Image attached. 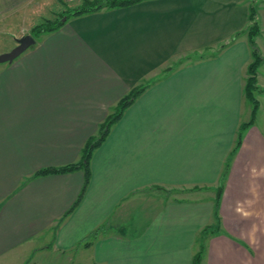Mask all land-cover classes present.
<instances>
[{
  "label": "crops",
  "instance_id": "1",
  "mask_svg": "<svg viewBox=\"0 0 264 264\" xmlns=\"http://www.w3.org/2000/svg\"><path fill=\"white\" fill-rule=\"evenodd\" d=\"M3 1L0 19L17 26L22 7ZM249 1L143 0L75 15L0 68V264H192L215 219V192L152 207L139 192L213 190L225 168L222 230L206 236L202 264H245L248 246L231 236L238 231L228 219L242 203L264 220V0L256 6L259 106L230 154L251 111ZM143 82L93 150L87 186L67 213L82 170L35 172L79 161L120 98ZM104 223L108 233L85 246Z\"/></svg>",
  "mask_w": 264,
  "mask_h": 264
},
{
  "label": "trees",
  "instance_id": "2",
  "mask_svg": "<svg viewBox=\"0 0 264 264\" xmlns=\"http://www.w3.org/2000/svg\"><path fill=\"white\" fill-rule=\"evenodd\" d=\"M143 0H84L80 6L76 8L69 9L63 14V17L59 20H49L45 19L43 22L36 24L30 29V34L37 38L39 35L47 32H51L60 26H62L67 19L75 15H81L89 12L98 11L101 9H109L114 7H123L132 5ZM259 0H250L248 6V23L242 32H245L247 35L248 44L250 46V54L251 60L246 67V78L244 81V95L251 103V111H250V118L246 122H241L237 128L236 133V142L235 146L230 152L233 154L236 149L239 147L242 141L243 133L247 129L249 125H251L256 117V112L259 106V102L254 95V91H260L259 86L257 84V70L258 67L262 63V55L258 49V46L255 42V37L258 35L260 31L259 23L257 20V12L256 6ZM240 33H235L232 38L227 39L221 42L218 46V49H222L225 45L231 43ZM171 68H167L166 71H169ZM148 85V82L140 83L139 85L132 88L126 95H124L118 101L114 111L107 117L105 122L100 126L99 135L96 137H91L85 143L80 160L74 163L65 164L62 166L56 167H45L37 170L35 175H43L48 173H63L68 172L76 169H81L83 172V185L82 188L74 202V204L68 209L67 213L71 212L73 208L78 204L80 201L84 190L87 186L90 177V158L92 155L93 150L103 141L105 135L107 134L110 126L120 117L123 110L134 100V98L145 89ZM227 169L225 168L221 174V180L217 187L215 188V197H214V218L217 222H220L219 217V204L220 199L223 193V178L226 175ZM220 232V224L217 223V226H213L212 224H208L205 226L198 238L199 247L198 250L194 253L192 257V264H202V259L205 254V238L210 234H217ZM108 233V226L107 223L101 224L94 228L84 239L83 244L85 246H89L94 240H96L101 235H105ZM25 264H36L32 263H25ZM97 264V263H93Z\"/></svg>",
  "mask_w": 264,
  "mask_h": 264
},
{
  "label": "rangeland",
  "instance_id": "3",
  "mask_svg": "<svg viewBox=\"0 0 264 264\" xmlns=\"http://www.w3.org/2000/svg\"><path fill=\"white\" fill-rule=\"evenodd\" d=\"M3 1V0H2ZM24 1V2H23ZM56 1L61 4L56 6ZM84 0H30L28 3L25 0H4L1 2L2 4L13 5L16 3L18 6L22 7V17L25 16L24 20H19L17 26L14 25V21L7 16L6 20L0 19V28L2 30L6 27L9 32H12L17 37L22 36V34H30V29L43 22L45 19L49 20H59L63 17V14L66 13L67 10L76 8L80 6ZM261 0L258 1V3ZM27 6H22L23 3ZM257 3V4H258ZM24 10H26L25 13ZM10 18V19H9ZM5 20L7 22H5ZM11 22V25L7 26L8 23ZM16 24V23H15ZM8 27V28H7ZM16 28V29H14ZM1 31V29H0ZM20 35V36H18ZM12 38H11V37ZM9 35H0V50L4 49L0 52L9 51L12 47L16 45V41L13 39L14 36L12 34ZM42 35H39L35 38L36 41L40 40ZM31 45L29 48L35 45ZM17 59V58H15ZM7 63L11 62H3L0 63V68L7 66ZM260 89V88H259ZM213 190H196V189H166V188H154L150 187L144 189L139 192L141 196H144L145 203L149 204L150 207L155 206L156 203H159L160 200H168V199H200L202 197H206L211 193H214ZM202 196V197H201ZM209 197V196H208ZM207 198V197H206ZM238 208L236 210L235 208ZM234 208V207H233ZM234 210H236L235 216L228 219V223L231 228L236 229L238 232H232L231 236L236 237L244 242L246 246H248V252H246L245 264H264L261 263V257L264 258V220L258 221L256 218L258 215L257 211L253 209V205L244 206L242 203H239L235 206ZM217 223L220 224V228L222 227L221 220L217 222L215 219L212 220V225L217 226ZM222 230V229H220ZM230 230V229H229ZM230 234V232L228 233ZM26 263H29L26 262ZM31 263V262H30ZM203 264H207L206 260L203 261Z\"/></svg>",
  "mask_w": 264,
  "mask_h": 264
},
{
  "label": "water",
  "instance_id": "4",
  "mask_svg": "<svg viewBox=\"0 0 264 264\" xmlns=\"http://www.w3.org/2000/svg\"><path fill=\"white\" fill-rule=\"evenodd\" d=\"M15 41H16V45L14 47H12L9 51L0 53V63L12 62L27 48H29L31 45L35 43V38L28 33L15 38Z\"/></svg>",
  "mask_w": 264,
  "mask_h": 264
}]
</instances>
